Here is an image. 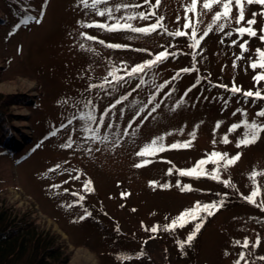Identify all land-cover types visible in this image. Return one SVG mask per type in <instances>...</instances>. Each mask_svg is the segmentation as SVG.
<instances>
[{
  "label": "rangeland",
  "instance_id": "obj_1",
  "mask_svg": "<svg viewBox=\"0 0 264 264\" xmlns=\"http://www.w3.org/2000/svg\"><path fill=\"white\" fill-rule=\"evenodd\" d=\"M122 3L143 5L129 12H155L147 20L131 21L135 27H147L158 17L163 18V27L150 34L108 32L84 26L103 23L107 17L97 16L81 0H0V94L13 101L0 111V202L21 213L19 218L55 234L70 257L68 264H236L241 252L247 264H264L260 259L264 257V209L242 198L254 187L250 174L264 173V133L256 143L238 148L243 129L228 132L242 119L264 123V117L256 116L264 110V100L253 102L228 90L233 84L242 91L257 90L256 73L249 64L256 49L264 50V41L258 38L264 29V16L259 15L264 6L245 5V19L256 20L257 37L224 35L237 27L238 12L233 7V22L224 32L214 26L192 49L191 29L183 27L191 0H159L158 5L151 0L154 7L144 0H109L99 7ZM219 10L215 6L202 12L199 23L187 13L197 38ZM26 17H36L40 23H21ZM177 30L189 35L168 34ZM234 40L248 41L249 50L242 54ZM165 49L178 55L120 84L105 83L106 78L112 80L113 69L125 76L122 69L130 71ZM193 67L195 71L173 79L181 69ZM238 109H244L247 117ZM89 114L95 115L96 123L88 119ZM73 116L76 119L68 124ZM64 124L68 127L51 135ZM87 128L95 130L96 139L90 138L93 133ZM226 134L231 141L227 144L221 142ZM158 137H164V145L192 143L149 156L150 163L136 167L145 159L137 152ZM67 143L72 147L62 146ZM213 151L229 157L240 154L234 165L220 168V181L176 171L193 168ZM215 167L204 165L207 172ZM86 180H91L94 191H82ZM256 183L261 189L259 204L264 200V175H258ZM165 184L170 187H160ZM184 185L192 190L182 191ZM72 193L85 198L77 203ZM221 199L223 206L214 215L200 214L206 218L190 243L186 241L199 220L166 229L197 202ZM154 226L156 232L151 231ZM245 239L250 241L247 249L236 244ZM257 239L259 245L252 247Z\"/></svg>",
  "mask_w": 264,
  "mask_h": 264
},
{
  "label": "snow or ice",
  "instance_id": "obj_2",
  "mask_svg": "<svg viewBox=\"0 0 264 264\" xmlns=\"http://www.w3.org/2000/svg\"><path fill=\"white\" fill-rule=\"evenodd\" d=\"M81 3L85 6V8H92L95 10V14L100 17H107V20L103 23L94 22L92 24L84 25L88 28H100L104 31L108 32H118V31H131L134 33H142V34H150L151 32L157 31L158 29L162 28L163 25L161 21L163 20L162 17H158L156 23H153L151 25H148L147 27H135L131 21L136 20L137 18L141 20H147L149 16H154L155 12H129V9H137L142 8L143 5L138 3H122L118 4L113 7H99L100 5H107L109 3V0H81ZM144 4H148L150 7H154L151 5V0H144ZM159 4V0H157V5ZM252 4H258L261 6H264V0H191V3L185 8L186 15L184 17L185 23L183 27L185 29H191L190 33V39L191 43L189 45L190 48L196 49L199 47L201 40L204 38V36L208 35L209 32L214 30V26L216 30L220 32H224L225 27L228 24H231L233 22L232 19V11L233 7L237 9V16L235 18V24L237 27L233 29L232 31L224 32V35L227 37H231L233 33L237 34L241 39L247 35L248 37H257L258 32L253 27V25L256 24V20L253 19H245V5H252ZM215 6H219V11H216L212 17V23L208 25L207 29L204 31L203 35H201L199 38H197V29L194 26L193 20L190 16L187 15V13H192L196 17V23L200 22V15L202 12H209L212 11V9ZM124 11V15L116 16L115 13ZM257 13H253V17H255ZM259 15L264 16V11L259 13ZM35 21L36 23H40V20H38L36 17H26L24 20L21 21L23 24L29 23V21ZM108 21H114L112 23H109ZM244 25V26H241ZM19 26V25H18ZM166 31V30H165ZM261 34H259V39L261 41H264V29L260 30ZM171 36L175 37H184L188 36L189 33H186L182 30H177L172 33H168ZM82 36H84L88 40H96V37L93 36H87L86 34L82 33ZM99 43L104 44L103 41H99ZM233 45H236L239 43L238 41L234 40ZM106 47L109 48H121L125 47L123 45L119 44H106ZM83 47V45H81ZM239 47L241 49V53L247 52L248 49V41H244L243 43H239ZM178 53L176 52H169L167 49L164 51H161L157 53L152 59L144 62L143 64H138L135 67H132L129 71L127 68L122 69L126 75L120 76L117 74V70L113 69V71L109 72V76L112 77V80H108L106 78L105 83L111 84L116 83L120 84L122 81H124L127 78H132L135 76L141 75L146 69L152 68L155 65L162 63L164 60H167L170 56H176ZM193 56L195 57V52H193ZM243 55L240 57H237V59H242ZM233 67H236V64L234 62ZM249 67L252 68V70L256 73L253 76L254 84L257 86L256 91L248 90V91H242L241 88L237 87L235 84L228 89V86L226 85H215L217 87H224L228 89L233 94L241 93L245 99L251 98L252 101L256 100H264V91L261 89H264V50L256 49L255 51V59L252 60L249 64ZM259 69V71H257ZM195 67L193 68H183L179 72H177L176 76L173 77V79L179 78L181 73H187L190 71H195ZM196 85H193L195 87ZM90 87H96V85H91ZM101 88L104 87V85H100ZM161 88L164 87V85L159 86ZM191 91V89H189ZM227 103V102H226ZM89 104H91V101H89ZM237 112H239L243 117H247V112L244 109H238ZM236 113H233L235 115ZM256 116L258 117H264V110H261L256 113ZM73 119H76L75 116L71 117L68 120V124H71ZM88 119L92 123H96V117L94 114H89ZM68 124L61 125L60 128H57L54 130L51 135L55 136L58 131L61 130V128H67ZM219 122L217 124V128H219ZM243 129V135L240 139L236 141V146L239 148L241 146H248L250 144H254L257 142L258 139H260L261 134L264 133V123H258L256 120L249 121L248 119H242L238 123L232 124L228 132L232 133L235 132L237 129ZM87 132L93 133V135L90 137L92 139H96L95 130L92 128H87ZM171 135V133H169ZM193 139L195 138V133L192 134ZM104 139H107V137H104ZM164 137H158L151 141L150 144L145 145L139 152H137V156L144 157L145 159L142 160L141 163L135 165L136 167H142L148 163L151 162V160L147 159L149 156H155L159 152L170 150V149H181V148H188L191 146L192 140H187L184 142H176L171 145H164L163 144ZM222 143H230L231 141L228 139V135L226 134L221 138ZM215 144V140L213 141ZM63 147L71 148L72 144L67 143L65 145H62ZM240 159V154L237 153L235 156L229 157L227 153H221L217 151H213L210 154H208L207 159H201L197 162V164L191 168V169H184L180 170L177 169L176 171L181 176H193L194 178H200V176H208L209 178L213 180L220 181V168L227 169L229 166L234 165L238 160ZM208 163H213L216 165V167L211 171L207 172L204 169V165ZM60 165H56V168H59ZM50 171H55V169H50ZM172 169H169V175L172 174ZM258 175H264V173H258L256 171H253L250 174V179L253 181V189L250 192V194L246 197L242 196L243 199L247 200L249 203L256 205L257 207H260L264 209V200H262L259 204H257L256 198L261 194V189L259 185L256 183V177ZM74 179H79V176L73 177ZM153 186H156V182H151ZM223 183L228 186L229 181L225 180ZM57 187V186H54ZM160 187H170V185H160ZM177 187H180L179 181H177ZM182 191H191L190 185H184L181 188ZM67 191V190H66ZM83 192H91L94 191L92 188V182L91 180L84 181L83 184ZM74 196L77 197V203L84 200V196L80 195L79 193H72ZM127 193H121V196H127ZM224 203V200L221 199L219 201H214L210 204H203L201 205L199 202H197L193 208L185 210L183 213L180 214L175 220L171 222V224L166 225L167 230H173L177 226L183 227L184 223L190 222L193 219H197L200 221L194 229V231L189 235L186 242L190 243L191 240L195 237L196 233L199 232L200 228L203 226V220L206 218L205 216H201V213H205L207 216L214 215V211L218 210L219 207H222ZM71 206V205H70ZM84 217H81L83 219ZM158 230L157 227H153L151 231L156 232ZM260 243L259 239L252 244V247L258 246ZM236 244L240 245L242 248L247 249L250 245V241L245 239L242 243L241 241H236ZM183 246V245H181ZM260 259H264V257H261ZM241 261H245V264H247V261L245 259V253L241 252L239 254V259L236 261V264H241Z\"/></svg>",
  "mask_w": 264,
  "mask_h": 264
},
{
  "label": "trees",
  "instance_id": "obj_3",
  "mask_svg": "<svg viewBox=\"0 0 264 264\" xmlns=\"http://www.w3.org/2000/svg\"><path fill=\"white\" fill-rule=\"evenodd\" d=\"M0 94V111L12 104ZM0 202V264H68L58 237L27 222Z\"/></svg>",
  "mask_w": 264,
  "mask_h": 264
}]
</instances>
